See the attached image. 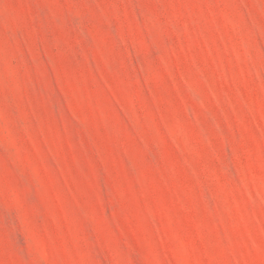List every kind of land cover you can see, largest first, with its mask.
<instances>
[{
    "label": "rangeland",
    "instance_id": "obj_1",
    "mask_svg": "<svg viewBox=\"0 0 264 264\" xmlns=\"http://www.w3.org/2000/svg\"><path fill=\"white\" fill-rule=\"evenodd\" d=\"M0 264H264V0H0Z\"/></svg>",
    "mask_w": 264,
    "mask_h": 264
}]
</instances>
